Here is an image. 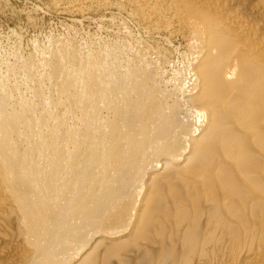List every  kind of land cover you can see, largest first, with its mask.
<instances>
[{"label": "bare ground", "instance_id": "bare-ground-1", "mask_svg": "<svg viewBox=\"0 0 264 264\" xmlns=\"http://www.w3.org/2000/svg\"><path fill=\"white\" fill-rule=\"evenodd\" d=\"M124 1L188 62L92 51L52 96L1 83L0 264H264V0Z\"/></svg>", "mask_w": 264, "mask_h": 264}, {"label": "rangeland", "instance_id": "rangeland-1", "mask_svg": "<svg viewBox=\"0 0 264 264\" xmlns=\"http://www.w3.org/2000/svg\"><path fill=\"white\" fill-rule=\"evenodd\" d=\"M70 1L0 0V85L17 89L14 95L21 89L31 98V88L37 87L52 96L50 76L58 59L70 54L85 60L92 51H111L120 60L136 51L164 66L157 58L163 52L169 60L164 68L186 66L189 53L183 37L145 26L124 0L84 10L67 8Z\"/></svg>", "mask_w": 264, "mask_h": 264}]
</instances>
